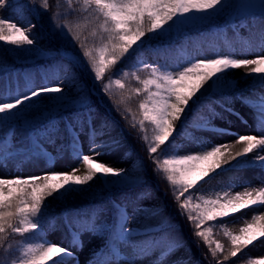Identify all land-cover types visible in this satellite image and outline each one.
<instances>
[{
    "label": "snow or ice",
    "instance_id": "6c2138e0",
    "mask_svg": "<svg viewBox=\"0 0 264 264\" xmlns=\"http://www.w3.org/2000/svg\"><path fill=\"white\" fill-rule=\"evenodd\" d=\"M4 8L13 12L9 17L0 16V42L11 46L8 55L14 62L66 58L87 72L93 85H99L114 101L122 119L131 117V128L143 133L151 127L150 140L146 135L137 138L144 142L153 172L166 179L179 214L196 238L193 242L198 248L197 241L203 242L214 264H225L256 242L264 243V212H255L236 233L224 228L230 248L223 260L217 256L224 245L213 239L209 226L216 222L223 226L225 217L264 207V185L252 187L245 182L244 191H233L235 185H231L214 196L194 195L225 166L264 171V91H255L264 88V54H260L264 51V25L253 32L255 19L264 21V0H28L27 4L0 0V9ZM29 12L37 17L51 12L50 31L60 47L38 44L33 35L37 24ZM249 17L253 18L250 33L260 37L255 48L250 40L240 38L239 29L246 25L236 23ZM205 26L207 34L223 40L227 53L219 49L211 56L198 53L179 65L149 62L142 55L145 47L155 48L160 56L182 53L173 41ZM229 26L242 40L241 52L227 38ZM254 51V58H242V53ZM239 69L245 72L235 76ZM145 71L147 75L142 76ZM0 74L4 76L0 86V166L6 167L17 157H22L21 163L43 160L54 164L65 156L85 166L83 174L71 168L0 177V264H79L74 249L83 248L85 234L106 238L88 264H137L150 255L155 256L151 264H200L192 258L178 226L163 216L159 206L138 205L142 194L116 197L117 192L143 182L142 175L136 174L143 161L137 158L130 170L99 159L120 151L125 141L122 133L111 135L109 121L98 120L91 94L75 72L61 63L46 65L39 72H18L0 56ZM133 99L139 101L135 111ZM205 101L206 113L197 115ZM236 101L251 110L259 135L239 134L228 127L232 123L229 116L248 124L234 107ZM217 120L224 124L218 126ZM189 126L192 131L187 130ZM180 128H184L181 135L186 143L196 145L197 151H182L184 145L175 140ZM196 133L232 135L236 139L231 143L241 147L233 151L230 142L213 144ZM46 146H57L55 155ZM48 198L66 204L63 221L70 238L68 247L46 239L43 222ZM154 217L161 219L150 223ZM16 236L22 239L13 240ZM122 247L130 248L132 254L125 255ZM181 250L184 254L178 255ZM248 264H264V259Z\"/></svg>",
    "mask_w": 264,
    "mask_h": 264
},
{
    "label": "trees",
    "instance_id": "16d2710c",
    "mask_svg": "<svg viewBox=\"0 0 264 264\" xmlns=\"http://www.w3.org/2000/svg\"><path fill=\"white\" fill-rule=\"evenodd\" d=\"M28 0H21V3L27 4ZM31 7V5H29ZM13 10L11 8H4L0 9V16L9 17L12 15ZM51 15V12L48 13H41L39 17L32 15L30 12L28 13L29 18L37 24L36 29L33 31V35L36 37L38 44L43 47L47 48H58L60 47V41H58L57 38L53 37L50 31V21L49 16ZM255 21H261L264 23V21L260 20L259 17L255 19ZM253 18L249 17L245 21H239L237 20L236 23H244L246 26L244 27L246 29L245 36H242L241 38L250 40V34L249 33V26L252 24ZM221 23H223L221 21ZM209 32V29L207 26L201 28L199 32L197 31H191L188 33V36H179L173 41V45L180 46L182 50L190 45V42L196 41V40H202L210 45H215L216 42H218L221 46L226 47L223 40L217 39L215 37H212L210 34H207ZM200 33H205L206 35L201 36ZM248 34V35H247ZM87 35V33H85ZM188 41L185 43V41ZM228 40L231 42L232 47L234 46V41L228 38ZM241 42L242 40L239 39ZM11 46L4 45L3 42H0V56L6 58L8 60V63L10 65H13L15 69H20L23 72H39L41 71L42 67H45L49 64L54 63H61L66 64L73 72H75L76 76L79 78V80L85 85V90L88 91L91 94V103L92 105L97 107L98 112L101 114V116L109 121V123L112 125V128L114 126H120V130L122 133V138L124 139L125 143H127L132 151V154L135 155L137 162V158H139L140 161H143V167L140 171H138L137 175H142L143 182L139 184L138 186L131 188L127 191L131 190H141L144 188H152L156 191L157 195L161 198V205L159 208L162 210L163 216L171 218V220L174 222L175 226H178V230L180 234L184 237L185 240H187L188 245L191 248V256L194 260L199 261L200 264H214L212 261V257L210 253L208 252V249L206 246L203 245L202 241H197V243L200 244V247L198 248L196 246V243L193 241L196 240V238L192 235V229L189 227V224L187 220L179 214L177 205L173 202L172 194L170 187L166 181V179L162 178L163 174H156L153 172L154 165L150 162L146 149H144V142L139 140L137 137L146 135L149 137V140L151 138L152 132L151 127H147L143 133L139 132V129H133L129 126V121L131 120V117H129V120L126 121L121 118L120 113L114 108V101L111 100L108 95L100 91L99 85H93L92 79L89 76V74L80 68L74 67L72 63L61 56H56L52 59L45 60V61H38V62H32L29 59L20 58L19 60H16L14 62L13 58L8 55V49ZM227 48V47H226ZM234 48V47H233ZM235 49V48H234ZM77 54H80V50L78 48L72 49ZM182 51V53H183ZM228 50L225 51L227 53ZM180 52H174L172 54H182ZM142 55L147 58L149 62H157L160 64H168L167 58L171 55L165 54L163 56H160L156 53L155 48H149L145 47L142 49ZM169 65V64H168ZM142 76H146L147 72H142ZM114 78H119L114 77ZM0 79H4L3 74H0ZM105 82H107V75L105 77ZM133 85H135V81H131ZM264 90V88H261ZM138 99H133L132 101V108L133 111L136 110V105L138 104ZM207 102H204V105L199 109L197 115L204 114L207 111ZM195 108V105L192 106ZM111 109V110H110ZM229 120H233V117L229 116ZM115 122V123H112ZM189 124H191V119L189 120ZM188 131H191V127L189 126L187 128ZM184 128H180L179 132L177 134L181 135L183 133ZM133 167L130 169L132 170ZM226 178L228 180V183L226 185V189H229V186L234 185V180L238 178V173L235 171H228L226 172ZM87 203V201H84ZM48 209L47 213L48 215L44 219V230L46 233V239H48L49 233L54 229L55 225H59L62 229L63 235L67 236V229L64 227V221L63 216L66 211V204L64 202H61L59 200H53L52 198H48ZM67 207H70L67 206ZM161 219V217H158ZM213 228V239L218 240L221 242V244L224 245V251L222 253H219L217 258L220 260H223V256L227 255L228 249L230 248V242L227 239V237L224 235V230H222V226L219 222H216L214 224L209 225ZM13 240H20L21 237H12ZM49 240V239H48ZM60 243V242H58ZM64 245V244H63ZM65 246V245H64ZM3 252V249H0V253ZM251 259L249 254L243 250L242 255L236 257V258H230L229 262H225V264H248V262Z\"/></svg>",
    "mask_w": 264,
    "mask_h": 264
},
{
    "label": "rangeland",
    "instance_id": "374dc122",
    "mask_svg": "<svg viewBox=\"0 0 264 264\" xmlns=\"http://www.w3.org/2000/svg\"><path fill=\"white\" fill-rule=\"evenodd\" d=\"M253 24V22H252ZM250 24V26L252 25ZM256 28L253 29V32H255L261 25H264L261 21H255ZM240 38L242 36H245L246 29L240 28L239 29ZM250 34V41L255 48L260 41V37L258 34L253 35ZM247 34V35H248ZM235 40L234 41V48L237 52H241L242 49V42L237 38L236 34L232 31V28L229 26L227 28V38ZM220 50L221 52H224L226 50L229 51L228 48L221 46L218 42L215 43V45H210L209 43L202 41V40H196L193 42H190V45L187 46L182 54H171L168 58V64H185L186 58H191L193 56H196L198 53H202L204 55L211 56L213 53L217 50ZM258 50V49H257ZM256 52H249V53H242V58H254ZM260 54H264V51H260ZM42 67L41 71H43ZM18 72H23L20 69H15ZM245 72L244 69L236 70L234 75L235 76H241ZM242 73V74H241ZM4 83V79H0V86H2ZM21 84L23 85V81H21ZM85 86V85H84ZM243 86V85H242ZM256 92L264 91L261 88H256ZM246 95H251V93H245ZM95 109V112L98 115V120H104V118L101 116V114L98 112L97 107L92 105ZM234 107L240 112L241 116L244 117L248 121V124L245 125L240 122L239 119L233 117L232 123L228 125V127L231 128L233 132H237L239 134H257L256 128L254 126L253 116L252 112L249 108L242 105L239 101H236L234 104ZM215 123L218 126H222L224 124L223 121H215ZM192 131V130H191ZM179 132V131H178ZM118 133H121L120 126H114V128H111V135H117ZM17 135H19V129H17ZM196 135H202L205 136L207 139H209L213 144L215 143H224V142H230L232 150L236 151L241 146L235 145L234 140L236 139L235 136L232 135H226V136H215L210 133H196ZM83 139V137H82ZM175 140L178 144H183L184 148L182 151H197V147L194 144H188L184 140L182 135L175 134ZM59 143V142H58ZM48 151L53 153L55 155L56 153V147L57 146H46ZM145 149V146H144ZM85 153H87V145L85 143L84 148ZM127 153V155H124V153ZM100 160L115 166V167H125L131 169L133 167V164L136 160L135 155L132 154L131 148L128 145L124 144V147L116 152L113 153L111 156H102L99 157ZM22 157H17L13 160L8 161L7 166H0V177L2 178H11L13 175H21V176H31V175H40L45 171H69L71 168H78L79 172L77 174H83L85 172V166L83 163H77L74 160H70L65 156V158L60 159L57 158L55 163L45 162L43 160H33V161H23L21 163ZM228 171H235L238 173V178L234 180L235 187L232 189L233 191H244V184L247 182L252 187H260L264 185V171H261L257 168H244L241 170H235L230 169L228 166L224 167L223 171H219L218 174L214 175V178L209 181L208 183L203 185V189L200 192L194 193V195H213L216 192H222L225 190L226 185L228 183V180L226 178V172ZM229 190V189H226ZM137 194H142L143 198L136 201L138 205L144 206V207H152V206H160L161 205V198L157 195L156 191L152 188H144L139 190H131L126 192H117L116 197L122 198L123 196H127L129 198L134 197ZM129 215H131L132 212V206H129ZM255 212H264V207L260 208H253V209H246L241 213H236L234 216L225 217L224 221L225 223L222 226V230L224 228H227L228 231H231L233 233H236L239 231V228L244 225L246 221L251 220V216ZM160 220L158 217L152 218L149 222L150 223H157ZM220 223V222H219ZM221 224V223H220ZM59 225H55L54 229L49 233L48 239L53 242H60L63 243L66 247L70 246V238L63 235L62 229H59ZM106 238H97L92 237L88 234H85L82 236L83 240V248L82 249H74L76 256L79 260V264H88L89 259L91 258L92 252L94 250H100L104 244H105ZM122 252L125 255H131V249L122 247ZM245 251L249 254L251 259L257 260L264 259V243L256 242L254 246H249V248L245 249ZM183 251L181 250L178 255H183ZM256 257V258H255ZM155 259L154 255L145 256L142 259H140L137 264H151V262ZM70 264H74V262H70Z\"/></svg>",
    "mask_w": 264,
    "mask_h": 264
},
{
    "label": "bare ground",
    "instance_id": "6f19581e",
    "mask_svg": "<svg viewBox=\"0 0 264 264\" xmlns=\"http://www.w3.org/2000/svg\"><path fill=\"white\" fill-rule=\"evenodd\" d=\"M242 74V73H241ZM125 145H128L127 143H124ZM129 146V145H128ZM130 147V146H129ZM256 258V257H255ZM256 259H259V258H256Z\"/></svg>",
    "mask_w": 264,
    "mask_h": 264
}]
</instances>
